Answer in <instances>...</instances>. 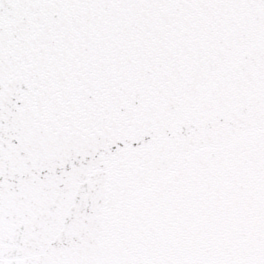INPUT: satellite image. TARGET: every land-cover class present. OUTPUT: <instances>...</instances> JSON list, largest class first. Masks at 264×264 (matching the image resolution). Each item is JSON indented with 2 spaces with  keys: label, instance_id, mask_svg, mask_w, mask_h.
Here are the masks:
<instances>
[{
  "label": "snow or ice",
  "instance_id": "obj_1",
  "mask_svg": "<svg viewBox=\"0 0 264 264\" xmlns=\"http://www.w3.org/2000/svg\"><path fill=\"white\" fill-rule=\"evenodd\" d=\"M0 264H264V0H0Z\"/></svg>",
  "mask_w": 264,
  "mask_h": 264
}]
</instances>
